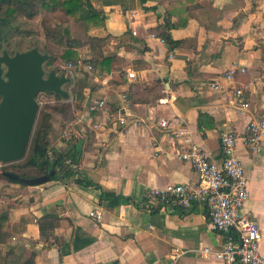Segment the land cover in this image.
Wrapping results in <instances>:
<instances>
[{"label": "crops", "instance_id": "1", "mask_svg": "<svg viewBox=\"0 0 264 264\" xmlns=\"http://www.w3.org/2000/svg\"><path fill=\"white\" fill-rule=\"evenodd\" d=\"M90 1L105 25L69 23L79 43L74 54L85 55L94 71L80 70L67 83L69 100L80 105L71 129L53 145L68 150L81 143L83 174L134 202L109 208L100 189L73 180L4 186L3 200L10 205L4 207L9 221L0 230V264H223L215 254L203 253L224 241L210 226L206 206H163L146 196L151 188L200 181L178 155L185 143L159 125L161 118L173 129H188L215 160L223 156L221 132H236L249 182L245 209L260 224L264 256V138L260 152L243 143L248 122L264 110V0ZM167 17L172 37L183 40L172 50L159 37ZM232 67L246 71L223 84L244 86L248 110H239L233 89L211 86ZM77 82L82 85L75 93ZM95 98L106 106L90 111ZM93 210L99 219L91 216ZM45 214L55 223L43 236L39 222Z\"/></svg>", "mask_w": 264, "mask_h": 264}, {"label": "built area", "instance_id": "2", "mask_svg": "<svg viewBox=\"0 0 264 264\" xmlns=\"http://www.w3.org/2000/svg\"><path fill=\"white\" fill-rule=\"evenodd\" d=\"M136 33V32H134ZM162 42L165 39L161 37ZM172 58V56H170ZM63 74L70 81L74 80L78 71H94V65L85 55H81L76 61L65 60L60 63ZM244 67L230 68L215 79L211 86L215 90L233 89L237 106L240 111L250 108V102L245 97L243 85L232 87L225 86L223 81L236 80L237 73H244ZM130 79L136 78L135 72H128ZM46 97L41 96L39 101L43 103ZM122 100L130 105L125 93L121 94ZM106 106L104 99H92L89 104L90 111H98ZM123 123H127L124 116L120 117ZM143 120H136L139 124ZM159 125L171 131L174 137L182 140L186 147H181L178 155L181 159L190 162L198 172L200 181L192 185L190 183L169 184L164 188H151L146 196L161 205H172L178 208H190L194 204L206 206L210 226L224 237L220 248L212 250L205 247L203 253H213L223 264H264V256L260 252L262 230L258 220L245 206L250 198L248 177L241 159L238 157V135L233 130H223L220 135L222 159L215 160L208 156L205 150L194 143L188 129L180 126L172 128L166 118L159 120ZM264 138V110L257 118L247 124L246 134L243 137L245 147L252 152L262 150ZM3 164V162H0ZM91 216L100 218L99 211L93 210Z\"/></svg>", "mask_w": 264, "mask_h": 264}, {"label": "trees", "instance_id": "3", "mask_svg": "<svg viewBox=\"0 0 264 264\" xmlns=\"http://www.w3.org/2000/svg\"><path fill=\"white\" fill-rule=\"evenodd\" d=\"M41 9L44 12L56 11L57 9H60L65 13L69 21L92 20L96 22L95 25H105V17L101 15V12L99 10H96L92 6L90 0H0V18H2V20L0 21V50L6 40L4 28H10L13 20L20 15H27L30 19L35 18L41 12ZM41 26L43 34L46 38L60 41L66 37L69 40V45L60 52L58 57H56L53 53H45L50 56L45 64L51 65L50 71L55 70L57 73H59L58 70L61 71L59 62L60 60H77L78 57H76V55L74 54L73 48L79 45L78 40L71 36L70 26H66L63 28L59 22L49 24L46 19L42 20ZM173 27L174 25L168 17L165 19V22L163 24L159 25V34L165 39V42H167L169 50L174 49L176 46L183 42V40H176L172 37L171 29ZM4 51H7L9 53L8 50L3 48L2 52ZM9 54L14 55L11 53ZM59 74H63V72ZM88 75L89 74H86V77ZM81 85L82 83L77 82V85H75L73 91L76 93L77 90L81 88ZM42 95L46 97L42 103V106L46 109L42 107V110L39 113L28 152L25 158L21 160L22 163H20L19 165V167L24 169L25 171L23 170L24 172H22L18 170H4L0 174V181L8 180L11 183L19 184L21 186H27L29 184L8 176L6 172L14 173L19 177L25 179H32L47 175L50 176V179L48 181L73 180L78 184L84 186H92L100 189L101 201L104 202L105 205L109 208H116L120 207L123 204L134 202V200L130 196L118 194L115 191L104 189L99 183L93 181L91 178L83 174V172L78 168V163L82 154L81 143H77L68 150L57 148L53 145L50 138L53 126L51 121L52 113L49 110L52 109L53 111L62 113L64 116H67L68 113L71 112L72 104L69 102L70 95L66 97L54 91L45 90L40 91L37 94L38 101L41 100ZM65 118L68 119V117ZM69 118H73L72 114H70ZM49 217L50 215L45 214L39 222L41 234L43 236L45 234L46 226H54L55 223L48 220ZM8 221V211L3 207L0 211V230L6 226ZM1 232L2 231H0V234Z\"/></svg>", "mask_w": 264, "mask_h": 264}, {"label": "water", "instance_id": "4", "mask_svg": "<svg viewBox=\"0 0 264 264\" xmlns=\"http://www.w3.org/2000/svg\"><path fill=\"white\" fill-rule=\"evenodd\" d=\"M49 57L37 47L14 55L0 53V162L12 163L26 156L40 110V91L70 95L64 88L70 82L67 76L55 70L45 71ZM6 174L29 185L50 179L47 175L25 179L11 172Z\"/></svg>", "mask_w": 264, "mask_h": 264}, {"label": "rangeland", "instance_id": "5", "mask_svg": "<svg viewBox=\"0 0 264 264\" xmlns=\"http://www.w3.org/2000/svg\"><path fill=\"white\" fill-rule=\"evenodd\" d=\"M40 11L41 12L35 18L32 19H30L27 15L17 16L16 19L13 20L10 28H4L6 40L3 43L0 52H2L4 48L8 50L9 53L14 54L17 51H26L32 47H37L42 53L49 52L50 54L53 53L56 57L59 56L60 52L69 45L68 44L69 40L66 37L60 41H55L51 38H46L43 34V30L41 26L42 20L46 19L49 24H54L56 22H59L63 28L66 26H71V23H69L70 22L69 19L67 18L65 13L60 9H57L56 11H47V12H44L41 9ZM75 25L77 26V24ZM80 31H82L81 28ZM80 38H82V34L80 35ZM80 38L79 41L81 40ZM65 60L62 59L59 62L63 63ZM50 69H51V65L45 64V71L47 73L50 71ZM58 72L62 73L63 70L61 71L58 70ZM64 88L70 91V87L68 84H65ZM69 102L72 105H71V112H69L67 116H64L62 113L53 111L52 109L49 110L52 113L51 121L53 126L51 130L50 138L53 144L55 143V139L56 141L57 139H61L62 138L61 134L65 135L64 132L71 129V126H69L68 124L70 121L71 122L73 121V118H75L76 107L80 104L76 103L74 107L73 106L74 103L71 100H69ZM42 105L43 104L40 103L39 113L42 110L43 107ZM70 114H72L73 118H69ZM65 117H68V119ZM21 160L12 163H3V164L0 163V174L4 170H10V171L18 170L24 172L25 170L19 167L20 163H22ZM10 184L11 182H9L8 180L0 181V211L1 208L7 206V203L8 205H10L9 201L3 200L4 199L3 197L5 195L4 192L6 191L4 189V186L9 187Z\"/></svg>", "mask_w": 264, "mask_h": 264}, {"label": "flooded vegetation", "instance_id": "6", "mask_svg": "<svg viewBox=\"0 0 264 264\" xmlns=\"http://www.w3.org/2000/svg\"><path fill=\"white\" fill-rule=\"evenodd\" d=\"M1 21V20H0Z\"/></svg>", "mask_w": 264, "mask_h": 264}]
</instances>
